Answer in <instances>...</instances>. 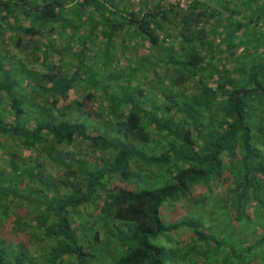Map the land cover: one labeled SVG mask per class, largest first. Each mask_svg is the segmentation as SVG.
Here are the masks:
<instances>
[{
	"label": "trees",
	"instance_id": "16d2710c",
	"mask_svg": "<svg viewBox=\"0 0 264 264\" xmlns=\"http://www.w3.org/2000/svg\"><path fill=\"white\" fill-rule=\"evenodd\" d=\"M1 163L0 264H264V0H0Z\"/></svg>",
	"mask_w": 264,
	"mask_h": 264
},
{
	"label": "rangeland",
	"instance_id": "374dc122",
	"mask_svg": "<svg viewBox=\"0 0 264 264\" xmlns=\"http://www.w3.org/2000/svg\"><path fill=\"white\" fill-rule=\"evenodd\" d=\"M6 45H9V46H7V48H8V50H12V48H13V46H11L10 45V42H9V40H7L6 41ZM5 45V46H6ZM121 43L120 42H116L114 45H113V47L114 48H116L115 49V51H113V53L115 54V59H108V60H105V59H97V61L98 62H101V63H106V61L107 62H119V63H117V64H120V67L121 68H124L126 65H127V63L124 61V58H125V56L122 54V52L120 51V48H121ZM133 43H132V48H133ZM95 49H97V48H95ZM132 52V51H131ZM94 54H96V52H95V50H94V52H93ZM92 55V54H91ZM135 55H138V57L141 55V51H138V52H136V53H133V56L132 55H129V57L130 58H132V57H134ZM95 57H99L97 54H96V56ZM75 59H76V56H74L72 53H66L65 54V56H64V61H67V63H69V62H73V61H75ZM117 59V60H116ZM95 60V59H94ZM93 60V61H94ZM121 62V63H120ZM115 67H117V65L116 64H113L112 66H111V68L110 69H114ZM29 68L30 69H33V70H35V71H37V72H39V73H41V74H47L48 73V71L43 67V64H42V62H39V63H36V65H30L29 64ZM109 69V70H110ZM108 70V71H109ZM144 76H146V74L144 75ZM78 95H83L84 94V92L82 91V90H79L78 92H76ZM0 166H1V168H2V170H4V171H6V169H5V166L6 165H4L3 163H1L0 164ZM50 172L52 173V171L50 170ZM202 192V190H200V189H198V191H197V193H201ZM187 212H192V209H189ZM166 217H168L167 219H173V220H176V219H178V218H182V217H184V211L183 210H177V211H169V213H168V215L166 216ZM89 219V217L86 215V212H84V213H80L78 216H76L75 217V221H77V223H81L82 225H84V224H86L88 221H90V220H88ZM89 223V222H88ZM185 230H183V231H180L179 232V234H180V236H181V238H185ZM221 237H222V239H224V238H228V233H222V235H221ZM175 238H178L177 236L175 237Z\"/></svg>",
	"mask_w": 264,
	"mask_h": 264
},
{
	"label": "built area",
	"instance_id": "2783aa9c",
	"mask_svg": "<svg viewBox=\"0 0 264 264\" xmlns=\"http://www.w3.org/2000/svg\"><path fill=\"white\" fill-rule=\"evenodd\" d=\"M193 3L194 0H166V5H168V7H176L184 12L188 11Z\"/></svg>",
	"mask_w": 264,
	"mask_h": 264
}]
</instances>
